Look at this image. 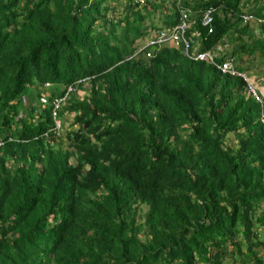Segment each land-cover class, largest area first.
Returning a JSON list of instances; mask_svg holds the SVG:
<instances>
[{
    "label": "trees",
    "instance_id": "1",
    "mask_svg": "<svg viewBox=\"0 0 264 264\" xmlns=\"http://www.w3.org/2000/svg\"><path fill=\"white\" fill-rule=\"evenodd\" d=\"M168 4L0 0V264H264V101L214 66L264 75V0ZM181 12L213 64L138 53Z\"/></svg>",
    "mask_w": 264,
    "mask_h": 264
},
{
    "label": "clouds",
    "instance_id": "2",
    "mask_svg": "<svg viewBox=\"0 0 264 264\" xmlns=\"http://www.w3.org/2000/svg\"><path fill=\"white\" fill-rule=\"evenodd\" d=\"M137 1H139V2H141L142 0H137ZM202 11H204V10H202ZM202 11L200 12V16H201V13H202ZM184 19L185 18V12H181L180 13V15L177 17V22L175 23V24H172V25H170V26H162L161 27V29H159L158 31H156V32H154L153 34H152V38L153 39H151V40H148V41H146L144 44H142L140 47H138V49H137V51H140V52H138L139 54L140 53H144V55L146 56V57H150V51H156L157 50V48L159 47V46H161V45H163V44H168V45H173L174 47H178V46H180V47H182V49H183V52L190 58V59H193V60H199V61H204V62H210V61H207V60H205L204 58H198L197 57V55L198 54H201V53H207L208 55H210L208 52H203V51H197V49H196V45L195 44H193V49H191L190 48V46H189V42H191V41H188L187 40V38L185 39L184 38V32L182 33V39L183 40H179L177 43H174V42H172V41H170L168 38H167V36H168V34L170 33V31H171V29L173 28V27H175L176 25H178L180 22H181V19ZM184 21H185V23H186V27H185V29L188 27V25H189V22H187L185 19H184ZM210 23V22H209ZM202 24V23H201ZM203 26H205L206 28H207V31L208 32H210V27H209V25H203ZM184 29V30H185ZM183 30V31H184ZM160 33H163V34H165V39L164 40H161V41H155L156 40V38L158 37V35L160 34ZM179 42H181V43H179ZM146 46H149L150 48L146 51V50H144V47H146ZM211 57V56H210ZM224 62H227V63H229L230 64V66H231V69L234 71V73H230V72H228V71H222V70H220V68H218L217 66H220L222 63H224ZM211 64H213V59H212V57H211ZM214 66H215V68H216V70H218V71H220L221 73H227V74H229V75H234V76H238V77H240L242 80H243V82H244V87H245V91H246V93H247V95H250V96H252L254 99H256L255 97H254V95H252V93H251V91H250V87L252 88V90L254 91V93L258 96V99H256L257 101H259L260 103H262L263 101H264V94H263V100L261 101V93H260V90H259V87L255 84V80H253L252 79V75L251 74H249L248 72H246V71H239V70H237L235 67H234V64H233V62L231 61V60H224V61H221L220 63H215L214 64ZM75 83H81V87L84 89V90H88V88H89V82H88V78H81V80H76L75 82H74V84ZM74 84L73 85H67V86H61V88H60V90L62 91V93L60 94V96H58V95H54L52 98H51V104H52V106H51V112H50V116H51V118H52V121H53V123H52V130H53V133L55 134V135H57L59 132H61L60 130H61V127H60V124H61V120L58 118V117H56V111L58 110V109H60L62 106H63V103H65V99H66V96L67 95H70L72 92H74L75 90H76V87L74 86ZM128 84H130V83H128ZM50 83L49 82H43L42 84H40V85H36V88H37V90L38 91H44V88H46V87H50ZM134 86V90L133 91H136V92H139L138 91V87L137 86H135V85H133ZM79 94L77 93V97H80V96H78ZM115 115H116V118H115V124L114 125H116V124H122L123 125V123H124V127H126L127 125H129V120L127 119V116H129L132 112L129 110V108H124L123 110H117V109H115V111L113 112ZM100 116L102 117V119L105 117V114L104 113H101L100 114ZM74 118H72V116L71 117H69V124H68V128L67 129H69L70 128V126L72 127H76V125L74 124L73 125V122H74V120H73ZM259 121L261 122V124L262 125H264V112H261V114L259 115ZM124 120H125V122H124ZM71 123V124H70ZM63 125L65 126L66 125V123H63ZM51 129V128H50ZM43 135L45 136L46 134L45 133H43ZM12 140H14V138H12L11 136H8V137H6V138H1L0 137V147L5 143V142H7V141H12Z\"/></svg>",
    "mask_w": 264,
    "mask_h": 264
},
{
    "label": "built area",
    "instance_id": "3",
    "mask_svg": "<svg viewBox=\"0 0 264 264\" xmlns=\"http://www.w3.org/2000/svg\"><path fill=\"white\" fill-rule=\"evenodd\" d=\"M244 17H246V16H244ZM210 21H211L210 9H206V10L202 11V13H201V23L203 25H209ZM186 26L187 25H186L184 19L182 18L181 22L171 29V31L168 34L167 38L170 41L174 42V43H177L179 40H183L182 39V33H183V30L185 29ZM165 38H166L165 34L160 33L155 41H161V40H164ZM197 57L198 58H204L205 60L211 62V57L207 53L198 54ZM217 67L220 68V70H222V71H228L230 73H234V71L231 69L230 64L227 63V62H224L220 66H217ZM250 91H251L252 95H254V97L256 99H258V96L254 93V91L252 90L251 87H250Z\"/></svg>",
    "mask_w": 264,
    "mask_h": 264
},
{
    "label": "rangeland",
    "instance_id": "4",
    "mask_svg": "<svg viewBox=\"0 0 264 264\" xmlns=\"http://www.w3.org/2000/svg\"><path fill=\"white\" fill-rule=\"evenodd\" d=\"M156 1H158V0H156ZM168 1L169 0H164V4H166L165 7H168V5H169ZM112 4H113V2H110V5H112ZM121 5L122 4H120L118 6L117 10L115 11V14H117L119 11H121ZM159 11L160 10H156L155 13L149 15V17H148V18L152 17L153 21L156 22V25H160L161 24L160 20H158V16H157V14H159ZM109 17H111V15ZM148 18H145V20H144L145 23H147L149 21ZM189 46L192 49L193 48V43H189ZM263 66H264V63H262V65H260V67H263ZM251 75H252L251 76L252 79L255 80V84L259 87V90H260V93H261L260 97H261V101H262L263 100V94H264V75L261 74V73L260 74H251ZM260 210L264 211V204L260 205L259 211Z\"/></svg>",
    "mask_w": 264,
    "mask_h": 264
}]
</instances>
